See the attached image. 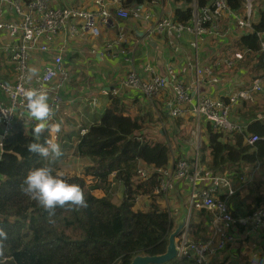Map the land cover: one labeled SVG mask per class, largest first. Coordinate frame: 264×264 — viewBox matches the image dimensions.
Masks as SVG:
<instances>
[{
    "label": "trees",
    "instance_id": "trees-1",
    "mask_svg": "<svg viewBox=\"0 0 264 264\" xmlns=\"http://www.w3.org/2000/svg\"><path fill=\"white\" fill-rule=\"evenodd\" d=\"M243 1L227 0L230 8L237 13L242 9ZM202 2L198 5L207 3ZM176 16L178 21H188L191 10L178 9ZM258 33L262 36L259 37ZM261 39H264V10H261L259 19L250 28L240 33L235 43L236 49L242 52L237 66L247 69L250 63L251 70L255 71L251 80L261 77L264 83ZM229 51L231 52V49ZM247 73H250L249 69ZM246 74L242 73L241 77ZM249 83L240 84V87L243 88ZM120 101L121 97H113L112 106L101 115L97 123L79 135L77 143L67 144L71 138L63 139L60 136L58 139L63 150L72 148L75 156L96 159L94 165L84 168V174L95 178L94 183H86L76 175H66L69 182L78 183L83 188L86 206L66 203L49 210L22 191V182L27 171L47 163L27 149V144L33 140L30 133L32 122L28 125L16 122L0 141V264H130L136 255H158L165 252L168 236L175 227L176 216H171L167 208H161L155 199L151 200L146 210L133 209L134 198L138 195L154 197V191L160 181L157 172L150 174L146 180H139L135 177V169L137 160L154 169H169L178 158L172 159L169 144L131 141L129 136L140 131L141 123L136 117L119 112L122 111ZM238 105L232 114L234 119L243 125V132H222L213 128L208 121H204L202 126L206 140L204 139L203 146L199 147L198 163L203 167L204 176L226 174L233 186L240 177L249 174L250 178L246 184L247 203L245 213L242 214L247 215L264 204V140L260 139L253 144L244 141V137L250 134L264 136V125L257 118V114H264V94H255L253 102L241 101ZM143 113L145 116V111ZM149 116L150 122L163 124V114L160 116L162 122L152 117V114ZM163 118L167 130L173 136L177 121ZM147 121L146 112L143 124ZM179 121L182 120L178 119V123ZM59 134H63V131ZM47 136V131L42 133L41 142ZM61 140H66L67 143L62 144ZM180 151L181 147L178 148V157ZM63 157L62 151V156L52 161L51 166L54 168ZM111 173H114V180L119 182L124 190V195L118 203L107 195L110 186L108 177ZM98 188H103L105 194L94 195L93 190ZM173 191L166 195L164 192L158 194L167 198ZM237 195L239 192H235L234 199L230 198L232 209ZM230 211L233 212L231 209ZM195 212L194 215L197 216ZM202 214L207 215L204 212ZM206 219V222L201 219L196 221L190 216L191 239L203 241L209 235L210 217ZM240 229L244 232L246 228ZM163 264L196 263L194 259L183 258ZM210 264H225V259L212 257ZM259 264H264V254Z\"/></svg>",
    "mask_w": 264,
    "mask_h": 264
},
{
    "label": "built area",
    "instance_id": "built-area-1",
    "mask_svg": "<svg viewBox=\"0 0 264 264\" xmlns=\"http://www.w3.org/2000/svg\"><path fill=\"white\" fill-rule=\"evenodd\" d=\"M119 6L112 12L103 0H94L93 7H79L68 4L57 5L51 0H19L9 1L10 9L6 10V0H0V54L14 69V77L11 81L0 80V141L14 127L16 122L24 125L31 123L24 106L23 91L28 87L40 86L49 93L52 105L51 121L55 122L60 110L61 96L66 81L74 74L75 69L68 67L64 62V50L66 41L86 39L87 35L98 37L102 28L115 29V38L109 40L104 47V55L123 53L125 61H131L132 52L122 46L126 42L125 27L119 23L121 20L133 18L142 19L144 3L135 0H114ZM241 14L232 11L227 0H209L202 6H194L188 21H178L166 16L154 19L153 15L145 14V36L164 34L168 43L175 52H181V41L187 37V43L191 50L197 54L200 40L205 36H219L220 21L223 17L231 16L235 26L239 29L250 28L253 24L254 3L252 0H244ZM264 7V6H261ZM261 37L262 34L258 33ZM57 42H60L57 43ZM115 47L121 50L115 51ZM50 53L51 58L43 68L35 69L32 65L33 54ZM260 52L264 57V39L260 40ZM242 58V52L234 51L232 55L221 57L214 61L215 66H225L227 70L234 67L235 62ZM78 71H83L78 68ZM141 75L133 69L128 70L119 79V87L123 90H135L140 92L146 100L156 98L166 93V87L171 86L172 95L166 99L165 110L171 119L182 117L187 113L195 117L199 123L208 121L213 128L222 132H243V125L230 118V110L241 101H254L255 94H264V83L261 77L253 78L249 85L241 88L240 83L230 79V91L226 100L215 99L198 92L197 83L190 84L177 77L173 68L168 67L165 76L151 73L149 64L144 67ZM196 75L201 79H209L210 83L218 82L220 78L211 74L208 67L196 64ZM202 75V76H201ZM200 84V83H199ZM111 94H116L112 89ZM164 110V109H163ZM257 118L264 125V114H257ZM199 123L197 126H199ZM84 129L80 134L84 133ZM131 141L144 143L146 140L140 131L129 136ZM264 140L257 134L244 137L247 144H253L258 140ZM64 143V140H62ZM195 146L191 158L180 154L169 169L150 167L141 160H137L135 177L146 180L150 174L157 172L160 177L159 188L154 191L167 192L175 186L179 179L187 180L191 186L188 197L189 208L204 209L211 214L210 233L203 241H195L189 235L188 216L178 237H176V258L194 259L196 264H210L211 258L219 251L232 244L235 234L231 227L240 224L250 228L264 239V204L256 207L250 214L234 217L229 209V197L242 189L245 177H240L233 186L226 174L203 175V167L198 163L199 142L195 139L190 142ZM1 145V143H0ZM248 174V180H249ZM247 180V182H248ZM246 182V184H247ZM242 184V185H241ZM247 188V186H246ZM241 195H244L242 192ZM134 198V203L137 198ZM221 196H225L223 199Z\"/></svg>",
    "mask_w": 264,
    "mask_h": 264
},
{
    "label": "crops",
    "instance_id": "crops-1",
    "mask_svg": "<svg viewBox=\"0 0 264 264\" xmlns=\"http://www.w3.org/2000/svg\"><path fill=\"white\" fill-rule=\"evenodd\" d=\"M9 1L11 0H6V10L10 9ZM19 1L24 2L27 0ZM51 1L57 5L68 4L79 7H93L94 2V0H66V2L63 3H59L60 0L59 2L58 0ZM202 1L208 2L209 0H192V2H188L187 0L135 1L139 3H144L142 4V19L140 20V18L130 17L129 19H124L119 22L125 27L126 30V42H124L122 46L132 52L131 61L129 62L125 61L123 53L119 52L121 50L119 47H115V51H118L119 53H115V55L109 56L104 55L105 44L109 40L115 38L117 34V31L115 29L102 28L100 31V35L95 38L87 35L86 39L81 41H78L76 39L67 40L64 50V62L68 67L74 68L75 71L74 74H72L69 78V81L65 82L63 89L59 92L62 98V102L60 110L56 115V117L58 116L59 120L55 119V122L61 123V130L63 131V134H58V139L61 136L63 139L71 138L69 142L77 141V139L80 137V130L84 129L85 131H87L89 126L97 123L101 115L112 106V98L118 96L121 97L119 105L122 107V111L119 112L123 115L127 114L130 117H136L139 120V122L141 123L140 133L146 140V142H162L168 145V141L172 140L174 148L181 147L180 154L187 155L192 158L195 146L192 147L190 142H182L178 139H171V133L169 132V130L165 132L163 128H153L148 126L145 127V125L149 124V122L147 121L146 124H143V121H145L146 112H148L147 108L148 106H150L151 101L146 100L144 96L138 91L123 90L121 87H119V79L124 76V74L130 69H133L135 72L141 75H146L147 77H149V74L144 73V67L146 64H149L151 73L159 75L161 72L166 73L167 68L171 67L176 72L178 78L183 79L184 81L189 82L190 84L197 83V87L199 86L198 92L200 94H204L215 99L221 98L223 100H226L231 88V83L226 78V76L229 75V70H227L225 66H215L214 61L221 57L229 56L234 51H239L238 49H236L235 43L238 40L240 33L244 31V29H239L237 26H235L231 16L223 17L221 19V34L219 36H205L202 40H200L197 54H195L189 47L187 43L188 36H185L184 40L181 41V52H175L173 50L171 45L168 43L167 36L164 34H153L148 38L145 36L146 20L143 17L146 13L153 15L154 19L163 15L173 20H178V17L176 16L178 9L188 8L191 10L194 6H199L198 3ZM256 1H258L259 6L254 8V12L252 14L253 23L259 19V13L261 12V10H264V7H261L264 6V1ZM103 2L108 5L109 9L112 12H115L116 8L119 6V4L114 0H103ZM252 2H254V0H252ZM243 8L244 7H242V9ZM242 9L240 10L239 14L242 13ZM57 43L60 44V42ZM3 44L4 43H2V41L0 40V46H3ZM229 49H231V52L234 49L236 50H234L232 53L228 52V54H226ZM50 55V53L35 52L33 54L32 59V65L34 66V69L43 68L50 60ZM237 61L235 62V66L238 69V72L246 74L247 69H245L244 66L243 68L238 67L237 65L239 62ZM197 63L201 64L203 67H208L211 71V74L218 76L220 80L218 82L210 83L207 82L209 81V79H205V77L202 75L201 76L202 78H204V80H201L196 75ZM78 68H82L83 71H78ZM11 73L15 74L14 69L4 59L2 54H0V80L11 81L10 79H8L11 77ZM240 84L242 85V83ZM112 89H115L116 94H111ZM82 90H86L84 94H81ZM171 95L172 88L171 86H167L165 94H160L156 98H154V102L156 104H161V107L164 110H162L160 114H153L152 117L154 116L160 119L161 114H163V123L165 122V119L163 117H165L166 120L167 118L171 119L165 110L166 99ZM238 106L239 105L234 106L230 110V117L233 121L236 120L234 119L232 111L236 110ZM144 111L145 116L143 113ZM191 117V114L187 113L180 119L185 122H189ZM177 119L178 118L174 120ZM160 122H162L161 119ZM158 124L160 123L158 122ZM149 128L151 129V131ZM76 131H78V136H76ZM204 135L205 133L203 132V136ZM170 146L172 147V145ZM170 146L169 148L171 149ZM74 158L76 161H88L89 159H91V163L88 164L91 166L94 165L96 162L95 158L88 156L83 159H79V157L76 156H74ZM65 171L81 172L80 168L75 163L71 164V166L65 169ZM77 172L74 174L79 175V173ZM82 177L85 180H90L87 183L95 182V178L92 175L86 174V177ZM109 178H112V181L117 183L118 189L121 191L122 185L116 180H114L113 176H109L108 181ZM247 180L248 175H246V179L244 180L245 184H243L242 189L238 188L237 185L235 186L236 190L239 192V195L235 197V201L233 202V209L231 208L232 199L230 200V198L234 199V195L229 197L228 204L229 208L233 210V212L231 211L233 216L234 212L236 214L234 217L245 216L242 214L245 213L244 203H247ZM95 190L102 191L103 193H105L103 188H98ZM173 190L174 191L172 193L178 194V198L182 201L181 204L184 205L185 211L189 216H192L194 220L199 221L201 219L203 222H206V217H210L211 220V214L205 211L204 209L197 210L196 208H189L188 197L190 194L191 186L187 180L179 179L175 181V186ZM241 192L244 195H241ZM153 195L154 197H152V199L147 200L148 202L146 200L143 201L141 203V206L148 207L151 200L155 199V202L161 208H164L160 204L161 200L162 198L164 200L168 197H161L156 192ZM136 203H134L133 209H135ZM180 212L181 210L178 211V213H172L173 216H176L177 219L180 215ZM193 212H195L197 216H195ZM202 212L207 213V215L204 216ZM208 223L210 224V222ZM240 227L244 226L236 224V226L233 225L231 227V231L235 234L236 237L235 240L240 237L244 238L247 234H250V232H254L250 228H246L243 232ZM208 228L210 229L209 225ZM233 243L228 245L223 250L217 252L213 256V258H215L219 254H222L223 256L220 259L224 258L225 264H239L237 258L235 261L233 260L235 256V247L233 246ZM236 254L238 255L237 250ZM252 255V253L249 254L250 257H252ZM261 257H258L259 260L261 259Z\"/></svg>",
    "mask_w": 264,
    "mask_h": 264
},
{
    "label": "clouds",
    "instance_id": "clouds-1",
    "mask_svg": "<svg viewBox=\"0 0 264 264\" xmlns=\"http://www.w3.org/2000/svg\"><path fill=\"white\" fill-rule=\"evenodd\" d=\"M23 98L29 120L32 122L30 133L33 140L27 144V149L47 163L27 171L22 182V191L49 210L66 203L86 206L87 201L80 184L69 182L65 172L54 170L51 166L52 161L62 156V148L58 142L61 123L51 121L53 109L48 91L40 86L28 87L23 91ZM45 131L48 136L41 142V134ZM250 259L252 264H259L257 255L254 254Z\"/></svg>",
    "mask_w": 264,
    "mask_h": 264
},
{
    "label": "rangeland",
    "instance_id": "rangeland-1",
    "mask_svg": "<svg viewBox=\"0 0 264 264\" xmlns=\"http://www.w3.org/2000/svg\"><path fill=\"white\" fill-rule=\"evenodd\" d=\"M58 2H59V0H58ZM63 2H66V0H60L59 3H63ZM254 2H253L254 7H258L259 6L258 1L254 0ZM259 2H260V0H259ZM228 52H230V51H227L226 54H228ZM243 59H245V57ZM252 62H254V61H252ZM248 69L250 70V73H247L243 77H240L239 75H237V72H235V69L233 67L230 70V73H229L230 76L229 77L233 81V83L237 82V83H242V84L246 85L251 80V75L255 73V71L251 70L250 63L247 66V70ZM13 76H14V74L11 73V77L8 79L12 80ZM85 91L86 90H82L81 94H84ZM61 102H62V100H61ZM60 107H61V103H60ZM147 109H148L147 119H148L149 124L145 125V127L148 126V127H153V128H163L164 131L167 132V128H166L167 124H165V122L163 124H155L154 122L149 121V117H150L149 115L150 114H152V115L153 114H160L161 111L163 110L161 106H158L154 102V98L151 99V104H150V106H148ZM178 119H180V118H178ZM178 119L176 120L177 125H176L175 134L173 136L172 135L170 136L171 139H173V140L178 139L182 142L183 141L193 142L195 139H197L199 142V147L201 148L203 146L202 145L203 140L205 139V135L203 136L204 128L202 127V122L201 123H199L200 121L197 122V120H195L194 116L191 117L189 122H185L181 119L182 121H179V123H178ZM56 120H59L58 116L56 117ZM198 123H199V126H197ZM150 131H151V129H150ZM168 142H169L168 143L169 146L172 145V147L170 146L172 159L176 160L178 158V155H179L178 154V148L177 147L174 148L172 140L168 141ZM62 151H63L64 157L54 166L53 169L66 172L67 176L76 175V176H79L81 178H83L82 176L86 177V174H84L85 165L89 166L88 164H90L92 160L89 159L88 161H86V160H77L76 161L74 158L75 154L72 151V148L66 149V150L62 149ZM76 157H78V156H76ZM79 159H83V158L79 157ZM74 163L80 168L81 172L76 171L77 173H79V175L74 174L76 172L65 171V169L69 168L71 166V164H74ZM89 181H90L89 179L85 180L86 183ZM109 181H110V186L108 187L107 195L109 197H111V199L115 203H118L121 201V199L124 195L123 187H122V190L120 191L118 189L117 183L112 181V178H109ZM93 194L96 196H102L105 193H103L102 191L93 190ZM149 199H152V197L150 198L149 196L148 197L139 196L137 198L138 203L135 204V209H139V210L146 209L147 206L142 207L141 203L143 201H145V200L147 201ZM181 203H182V201L178 198V194L172 193L169 195V197L167 199L163 200V198H162L160 204L162 205V207L167 208L169 210L171 216H173L172 212L178 213V211H180V204ZM233 246L235 247V256L233 258L234 261L237 258V261L239 264H252V260L250 259L251 257L249 256V254L252 253L253 255L255 254L258 257H261L263 252H264V239L261 238L258 234L254 233V232H250V234H247L244 238L240 237L237 240H235V242L233 243ZM236 250L238 251V255L236 254ZM222 256H223L222 254H219L215 258L220 259Z\"/></svg>",
    "mask_w": 264,
    "mask_h": 264
},
{
    "label": "water",
    "instance_id": "water-1",
    "mask_svg": "<svg viewBox=\"0 0 264 264\" xmlns=\"http://www.w3.org/2000/svg\"><path fill=\"white\" fill-rule=\"evenodd\" d=\"M161 76H165V72L160 73ZM180 215L175 221V227L168 236V242L165 252L158 255H143L139 254L133 257L130 264H163L176 258V237L179 236L185 221L188 218V214L185 211L184 205L180 206Z\"/></svg>",
    "mask_w": 264,
    "mask_h": 264
},
{
    "label": "bare ground",
    "instance_id": "bare-ground-1",
    "mask_svg": "<svg viewBox=\"0 0 264 264\" xmlns=\"http://www.w3.org/2000/svg\"><path fill=\"white\" fill-rule=\"evenodd\" d=\"M230 118H231V117H230ZM80 131H81V130H80ZM85 132H86V131H84V133H85ZM84 133H83V134H84ZM79 135H82V134H80V132H79ZM78 140H79V139H77V141H72V142H69V143H67L66 140H64V144H65V143H67V144L77 143ZM198 159H199V158H198ZM110 176H113V177H114V173H111ZM159 184H160V181H159ZM158 188H159V185H158V187L155 189V191H156ZM173 189H174V188H173ZM173 189H172V190H173ZM172 190H170V191H172ZM170 191L168 190L167 192H164V191H160V192H164V194L166 195V194H167L168 192H170ZM160 192H157V193H160Z\"/></svg>",
    "mask_w": 264,
    "mask_h": 264
}]
</instances>
